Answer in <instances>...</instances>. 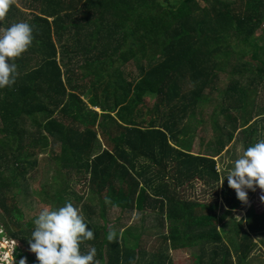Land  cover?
I'll use <instances>...</instances> for the list:
<instances>
[{
	"label": "trees",
	"instance_id": "16d2710c",
	"mask_svg": "<svg viewBox=\"0 0 264 264\" xmlns=\"http://www.w3.org/2000/svg\"><path fill=\"white\" fill-rule=\"evenodd\" d=\"M177 7L167 28L147 23L152 38L131 59L136 74L126 84L120 73L109 74L125 51L122 27ZM18 21L32 26L33 40L12 58L15 82L0 88V222L7 238L28 246L33 225L22 222L14 203L16 179L48 149L52 182L35 193L50 207L68 201L79 208L93 231L79 250L95 247L98 264H170L167 251L178 248L198 264H245L252 250L264 246V211L247 207L243 216L234 214L246 201L237 200L227 184L217 186L213 159L231 139L246 148L264 135V116H252L250 97L264 89V42L258 44L264 0H9L0 27ZM237 58L255 64L257 76L249 82L230 78L222 89V66L233 74ZM99 90L100 99L91 95ZM89 92L91 106L101 113L82 101ZM147 94L155 96L156 117L144 122L137 106ZM199 124L210 139L202 136L201 153L194 154L189 143ZM71 176L90 193L88 202L64 198ZM195 180L201 184L197 191ZM203 188L212 201L199 200ZM108 207L148 212L152 229L165 227L167 233L154 232L161 235L159 245L148 249L137 222L118 226L109 242ZM259 235L262 241L255 242ZM19 248L20 256L36 263L34 253Z\"/></svg>",
	"mask_w": 264,
	"mask_h": 264
},
{
	"label": "rangeland",
	"instance_id": "374dc122",
	"mask_svg": "<svg viewBox=\"0 0 264 264\" xmlns=\"http://www.w3.org/2000/svg\"><path fill=\"white\" fill-rule=\"evenodd\" d=\"M18 8H21L20 3L17 5ZM179 11V7H177L176 10L173 11H164L162 14L159 16H156L152 18V20H139L133 25H128L126 24L124 27H122V36H121V42L122 46H124L125 51L121 54L120 58L114 59L112 64L109 66V74L113 73H120L121 74V79L124 81L126 84V81L128 79L129 74H136V63L131 60L138 52L145 46H148L149 40L152 38L150 33H146L148 30V25L147 23L151 25H155L158 28H167L172 24L174 19L177 16V12ZM263 37V40L258 41V44L261 45L264 42V31L260 35ZM231 43L233 44L234 48L237 47V39L232 36L231 37ZM240 45V44H238ZM261 55L264 56V49L261 52ZM117 57V55L114 56V58ZM246 59L244 58H237L233 60V64L236 62L237 65V71H234L233 74L229 75L228 70L230 71L231 69L228 68V66L223 65V77L221 78V88L223 89L227 82L226 80L230 78H239L242 81L249 82L251 78L257 76V67L255 64H250L245 61ZM244 64V66H243ZM142 81V80H141ZM137 84V83H134ZM135 87L133 84H131L130 90H133ZM254 89V86L251 87ZM135 91V90H134ZM133 93V92H132ZM217 93V92H216ZM90 92L87 95L82 96V101L87 105L89 109H93L97 111L98 113H101L100 108L98 107H92L91 103L89 101ZM91 95L97 96V98H101V91H96L92 93ZM250 97L253 100V103L255 105V110L252 116H259L262 115L264 116V89L257 88L256 91L254 90L251 94ZM128 100V99H127ZM122 102V101H120ZM113 103V102H112ZM155 103V96L153 94H147L143 95L141 102L138 104L137 108H141L140 112V120H143L144 122H148L150 118L156 117V113L153 110V106ZM125 102L120 103L118 107L124 105ZM225 105H228L227 103ZM116 108V109H117ZM115 109V110H116ZM228 114L232 117H237V112H233L232 110H228ZM111 116L116 118L115 111L110 113ZM257 116V117H258ZM250 123V122H249ZM194 124V123H193ZM197 131L192 138V140L189 143V151L195 153H201L199 150L200 146H202L201 138L202 136H208L209 134H204L203 135V129H202V124H199L197 127ZM264 131V130H263ZM210 139L208 138L206 140ZM51 149V148H49ZM243 145L238 142H234L233 139H231V142H229L226 145L225 150L221 153L220 156H217V162H216V169L218 174L220 175V178L217 182V186L220 187V184H227L226 179L222 182V176L224 173L227 171L228 167L230 166L228 161L230 159L236 158L242 151H243ZM57 150V148H55ZM35 165H33V168L28 167L27 168V173L23 175V177H17L16 181L19 184L17 193L15 195L14 203L18 206L20 212L22 213V222H27L29 220H32L33 217H35L39 210L43 207H50V204L47 203H41L39 201L40 196L36 193L40 192L39 187L40 185H45V187L48 189L47 184H51L52 182V176L54 175L55 170V164L54 162L49 158L48 156V149L44 153L38 154L35 159ZM7 173L8 171L4 174L1 173L2 177L8 176ZM10 174V173H9ZM66 182L69 184L65 191L64 198L68 199L70 201H74L76 198L80 199L81 201H89V192L88 190H83L81 188L82 183L80 182L79 177H66ZM198 185L196 184L194 186L195 191L199 190L201 186L197 189ZM204 189V188H203ZM81 190V191H80ZM208 188L204 189L202 194H198L200 197L199 200L202 201H207L206 199H209L212 201L211 198H209L208 193H207ZM13 192V190H12ZM36 192V193H35ZM249 196L246 199V204L245 208L243 207L242 210H234V214L242 216L243 210H246L247 207H253L256 213H260L259 211H264V202H262L259 199L261 190L257 187L255 190H247L246 193H249ZM39 198V199H38ZM201 201V202H202ZM1 214V211H0ZM147 215L148 212H144L141 214L133 212L132 214L129 213L128 211H121L117 208L114 207H108L105 212V222L107 224V229L115 230L120 226V228H124L125 226H132L135 223H139L143 229L144 238H147V241L153 238V233L156 231L165 232L167 229L165 227L160 229H152V226L154 223ZM152 215V214H150ZM147 216V217H146ZM146 218V219H145ZM150 225V226H149ZM5 226H3L0 222V234L2 232V237H0V255L3 256L6 250L8 253H11L13 255V260L14 264H16V261L20 259L19 251L16 249V247H20L19 249H23V251L29 255V250L28 246H22L19 244V242L14 241V245H12L9 242H5L4 240H10L7 238L8 236L5 234ZM7 236V237H6ZM257 242L262 241V237L259 235L256 238ZM16 245V246H15ZM262 246V245H261ZM88 250V249H87ZM96 254V253H95ZM167 254L172 258V264H198V260L194 257H189L184 252L179 251V250H168ZM7 256V254H6ZM25 258V257H24ZM27 259V257H26ZM98 259L96 256H94V264H98ZM30 262L26 261V264H29ZM36 264V263H33ZM245 264H264V246L261 248H255V250H252L248 256Z\"/></svg>",
	"mask_w": 264,
	"mask_h": 264
},
{
	"label": "clouds",
	"instance_id": "9594fccd",
	"mask_svg": "<svg viewBox=\"0 0 264 264\" xmlns=\"http://www.w3.org/2000/svg\"><path fill=\"white\" fill-rule=\"evenodd\" d=\"M9 0H0V17L8 9ZM32 26L26 21H18L0 27V88L10 87L16 79V65L12 58L20 56L32 43ZM222 176L229 188L235 192L237 200L247 199V190H261L259 199L264 202V135L244 148ZM105 197V202H108ZM28 250L35 254L36 264H94L95 247L87 252L79 250L80 242L91 240L93 231L87 227L78 207L65 201L59 207H43L32 219ZM116 233L109 229L106 240L113 241ZM13 256L10 264H13ZM16 264H26L20 257ZM33 264V263H32Z\"/></svg>",
	"mask_w": 264,
	"mask_h": 264
},
{
	"label": "crops",
	"instance_id": "0c3cea01",
	"mask_svg": "<svg viewBox=\"0 0 264 264\" xmlns=\"http://www.w3.org/2000/svg\"><path fill=\"white\" fill-rule=\"evenodd\" d=\"M225 148L226 147H224L223 149H222V151H220L219 152V154L218 155H216L213 159H214V161L215 162H217V159H216V157L217 156H220L221 155V153L225 150ZM215 166H216V164H215ZM218 169H216V171H217ZM218 173V172H217ZM218 177L220 178V175L218 174ZM194 183H193V187L197 184L198 185V187H197V189L201 186V184H200V182L198 181V180H195V181H193ZM185 187H186V189H187V191H188V193H189V187L188 186H186V184L184 185ZM220 187H221V184H220ZM222 198L221 197H219V200L221 201V203L223 204V202H222V200H221ZM235 210H242V207H240L239 209H235ZM243 211H245V210H243ZM244 215V212H243V214H242V216ZM157 232V231H156ZM162 233V235H163V232H161ZM165 233H167V231L165 232ZM142 237H144V234L142 233V235H141ZM154 237L153 238H151L150 240H148V242H149V244L148 245H146V248H150V244H152V243H155L154 245H159V242H160V237L159 236H161V235H158V233H156L155 235H153ZM256 237H254V240H255V242H257L256 241V239H255ZM143 241H147V238H144L143 239ZM258 244V243H257ZM257 247H260L261 248V246L260 245H258ZM153 250V249H152ZM176 250H179V251H182V252H184V254H186V251L184 250V249H182V248H178V249H176ZM170 251H171V249H170ZM155 252V251H154ZM150 258H148V259H146V260H149ZM167 259H169L170 261V264H172V258H170V256H168L167 257Z\"/></svg>",
	"mask_w": 264,
	"mask_h": 264
},
{
	"label": "built area",
	"instance_id": "2783aa9c",
	"mask_svg": "<svg viewBox=\"0 0 264 264\" xmlns=\"http://www.w3.org/2000/svg\"><path fill=\"white\" fill-rule=\"evenodd\" d=\"M5 242H9L12 245V247L14 245V241L11 240V239L9 241L8 240H4V243ZM6 254H7V256H6ZM12 256L13 255L11 253H8V251L6 250V252L4 253L3 256L0 255V264H10V260H11ZM13 264H14V260H13ZM29 264H32V263H29Z\"/></svg>",
	"mask_w": 264,
	"mask_h": 264
}]
</instances>
